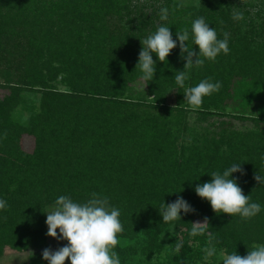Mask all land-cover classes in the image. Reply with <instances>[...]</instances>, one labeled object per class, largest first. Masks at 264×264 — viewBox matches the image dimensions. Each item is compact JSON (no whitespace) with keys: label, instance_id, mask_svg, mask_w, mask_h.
Wrapping results in <instances>:
<instances>
[{"label":"trees","instance_id":"obj_1","mask_svg":"<svg viewBox=\"0 0 264 264\" xmlns=\"http://www.w3.org/2000/svg\"><path fill=\"white\" fill-rule=\"evenodd\" d=\"M239 7L243 20L232 18ZM167 20H161L162 10ZM203 17L228 33L227 54L188 69L185 88L210 79L218 92L198 107L185 101L173 76L184 70L176 31ZM177 47L153 80L136 69L140 40L160 25ZM195 59V58H194ZM136 69V70H135ZM40 95L27 124L13 118L25 94ZM250 123L238 129L230 121ZM32 140V149L24 147ZM233 173L252 218L215 213L195 188L213 171ZM264 0H0V259L47 248L46 214L67 195L91 193L118 209L124 231L114 249L121 264H218L264 244ZM183 198L194 212L163 223L160 210ZM207 218L204 234L192 223ZM127 241L126 245L121 242ZM181 248L177 250L176 244ZM216 254L206 257V247Z\"/></svg>","mask_w":264,"mask_h":264},{"label":"clouds","instance_id":"obj_2","mask_svg":"<svg viewBox=\"0 0 264 264\" xmlns=\"http://www.w3.org/2000/svg\"><path fill=\"white\" fill-rule=\"evenodd\" d=\"M232 18L244 19L239 7H232ZM161 20H167L166 9L161 12ZM191 33L192 42L199 49L198 53L186 43L190 38L189 30L185 28L176 31L181 56L186 63L184 70L175 72L173 78L180 88H184L185 101L193 107H198L205 96L218 92L222 84L205 79L194 87L185 88V81L190 78L187 70L194 66H203L205 60L214 61L221 53L227 54L229 36L228 33H224V38L218 39L216 30L209 27L203 17L193 21ZM140 42L142 50L139 53L136 69L141 71L142 80H153L156 71L153 54L164 63L172 50L177 47V42L173 39L170 28L163 24L158 26L154 34ZM238 172L243 174L241 164H233L222 174L213 171L210 175L211 182L198 185L195 192L198 197L210 203L215 213L252 218L260 213L261 205L250 202V195L246 196L237 181L231 178L233 173ZM254 179L258 183H264V178L258 173ZM6 207L7 202L0 199V210ZM159 210L163 223L181 220V212L185 214L194 212L183 198H178L171 204L164 203ZM45 214L47 235L53 239L67 241L66 246L56 251L50 248L43 250L42 257L48 264H65V261H70V264H121L117 252L114 251L119 244V235L124 231L120 220L121 213L118 209L109 207L107 197L93 192L86 202L78 203L70 196L61 195L56 199L53 210ZM192 225L190 235L197 236L204 234L209 223L205 218L203 222H195ZM175 246L177 250L181 248L179 243ZM203 251L206 257L216 254L214 246L206 247ZM222 264H264V244L254 245L245 256H240L236 252L226 255Z\"/></svg>","mask_w":264,"mask_h":264},{"label":"rangeland","instance_id":"obj_3","mask_svg":"<svg viewBox=\"0 0 264 264\" xmlns=\"http://www.w3.org/2000/svg\"><path fill=\"white\" fill-rule=\"evenodd\" d=\"M176 3L182 5L183 7H198L200 0H175ZM25 99V105L20 106L17 111L13 114L14 120L22 123V124H27L31 115L33 114V108L38 111L39 106H40V95L37 94H25L24 95ZM232 125L238 129H247L252 126L250 123H244L240 121H236L234 119H230ZM24 147L27 150L32 149V140L31 139H26L24 141ZM53 210V208H52ZM51 210V211H52ZM58 235H59V230H57ZM123 245H126L128 242L127 241H122L121 242ZM67 241H64L62 239L57 240L53 238H49L48 240V246L47 248H50L53 251L58 250L61 247L66 246ZM46 249V248H45ZM42 250L38 251H33V252H26L23 254H17L11 251H8L6 256L2 259H0V264H48L47 261H45L42 257ZM223 257L221 258L222 260L219 261L218 264H222L223 258L226 255H222ZM65 264H70V261H65Z\"/></svg>","mask_w":264,"mask_h":264}]
</instances>
